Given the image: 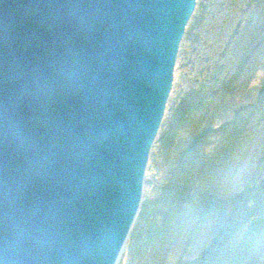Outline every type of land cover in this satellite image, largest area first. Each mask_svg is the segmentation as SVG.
I'll return each mask as SVG.
<instances>
[{
    "label": "water",
    "instance_id": "obj_1",
    "mask_svg": "<svg viewBox=\"0 0 264 264\" xmlns=\"http://www.w3.org/2000/svg\"><path fill=\"white\" fill-rule=\"evenodd\" d=\"M195 3L0 0V264L116 263Z\"/></svg>",
    "mask_w": 264,
    "mask_h": 264
},
{
    "label": "rangeland",
    "instance_id": "obj_2",
    "mask_svg": "<svg viewBox=\"0 0 264 264\" xmlns=\"http://www.w3.org/2000/svg\"><path fill=\"white\" fill-rule=\"evenodd\" d=\"M118 258L264 264V0H196Z\"/></svg>",
    "mask_w": 264,
    "mask_h": 264
},
{
    "label": "bare ground",
    "instance_id": "obj_3",
    "mask_svg": "<svg viewBox=\"0 0 264 264\" xmlns=\"http://www.w3.org/2000/svg\"><path fill=\"white\" fill-rule=\"evenodd\" d=\"M119 257V256H118ZM118 261H119V258H117V261H116V263L115 264H117L118 263Z\"/></svg>",
    "mask_w": 264,
    "mask_h": 264
}]
</instances>
